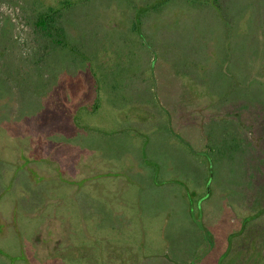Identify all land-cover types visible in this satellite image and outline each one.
<instances>
[{
  "label": "rangeland",
  "instance_id": "obj_1",
  "mask_svg": "<svg viewBox=\"0 0 264 264\" xmlns=\"http://www.w3.org/2000/svg\"><path fill=\"white\" fill-rule=\"evenodd\" d=\"M58 1L0 0V264H264V0Z\"/></svg>",
  "mask_w": 264,
  "mask_h": 264
},
{
  "label": "trees",
  "instance_id": "obj_2",
  "mask_svg": "<svg viewBox=\"0 0 264 264\" xmlns=\"http://www.w3.org/2000/svg\"><path fill=\"white\" fill-rule=\"evenodd\" d=\"M74 1L78 0H60L55 6H51L47 10L38 11V13L35 14L32 27L34 33L39 37V41L42 42L41 45L43 48L45 46L75 48L74 45H71L68 42L65 24H63L62 20L63 8ZM135 16V27L140 32L141 21L138 12ZM209 153L210 152H205V155L207 159L208 156H210V159L212 160V155ZM192 215L195 222L197 215H195V212H193ZM197 223L198 227H201L206 232L201 219H199Z\"/></svg>",
  "mask_w": 264,
  "mask_h": 264
}]
</instances>
